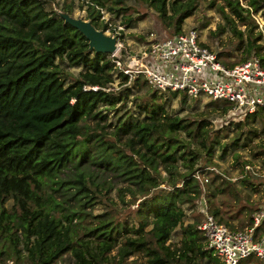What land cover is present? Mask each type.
I'll use <instances>...</instances> for the list:
<instances>
[{"label":"trees","instance_id":"16d2710c","mask_svg":"<svg viewBox=\"0 0 264 264\" xmlns=\"http://www.w3.org/2000/svg\"><path fill=\"white\" fill-rule=\"evenodd\" d=\"M127 1L87 0V19L109 29L102 18L106 9L122 16V25L134 27L145 15L129 13ZM222 1V18L242 53L239 62L256 54L264 66L262 33L253 16L264 0H249L246 7L239 0ZM135 2L155 10L174 33L184 31L185 20L200 4ZM75 3L0 0V264H129L128 257L140 253L151 256L152 264H222L198 228L201 208L184 227L181 247L173 251L167 242L183 227L184 205L194 209L204 196L195 177L204 169L199 162L210 166L217 149L221 155L232 149L237 161L236 149L264 129V107L233 123L236 134L229 138L210 131L209 120L170 112L164 91L143 92L148 83L142 76L130 80L116 58L90 51L84 35L58 15V10L73 15ZM67 67L81 68L79 76L70 79ZM115 75L121 80L117 90ZM178 96L170 92L173 99ZM212 101L223 113L231 110L225 101ZM249 121L258 122L259 133ZM106 172L127 185L117 188L101 179ZM113 189L127 207H137L121 214ZM100 204L102 212L89 210ZM211 213L231 229L251 225V217L234 227L219 218L218 210Z\"/></svg>","mask_w":264,"mask_h":264},{"label":"rangeland","instance_id":"374dc122","mask_svg":"<svg viewBox=\"0 0 264 264\" xmlns=\"http://www.w3.org/2000/svg\"><path fill=\"white\" fill-rule=\"evenodd\" d=\"M213 1L215 3L211 6L210 4ZM248 1L239 0V3L246 7ZM75 2L76 7L73 15L87 19V6L85 5L87 0H75ZM127 2L132 6L129 13L145 15V17L135 23L134 27L122 25V16H116L106 9L102 11V18L110 24V28L105 30L106 34L116 36L121 35L122 31V37L118 38V50L111 57L117 59L116 65L119 69L126 70V72L130 73L131 70L135 71L140 65L141 56L145 57L148 54L146 51L150 46L148 42H151L153 38L164 39L174 34V32L163 25L161 18H159L156 11L152 8H148L145 4H137L135 0H128ZM80 4L85 5L83 9L79 7ZM222 4V0H200L198 9L192 16L185 20L183 29L186 31L191 29L197 30L201 40L215 51L229 52L228 57L222 56L223 61L236 63L239 62L242 53L236 49L237 38L229 31L228 27H226L227 24L222 18V13L220 12V5ZM262 6V9H259L256 13L253 12V16L258 24L256 30L262 33V39L259 42L264 44V16L262 13L264 11V4ZM135 7L137 12H135ZM225 10L227 11V8ZM221 27H225L223 32L219 30ZM237 28L243 31L245 27L238 25ZM64 64L67 65V63ZM66 71L70 74V79H73L79 76L81 68L67 67ZM115 78L112 87L117 90L121 87V80L116 75ZM149 88L150 86L147 85L143 89V92H146ZM151 88L156 89L154 87ZM162 93L165 94L164 100L170 112L179 113L182 117L192 120H209L211 121L209 130L226 134V138L236 134L233 123L244 119V115L239 111L229 110L225 113L221 112V108L218 106L219 102L212 104L213 99L207 97H187L186 103H183V94H179L177 98L173 99L170 97L169 91ZM132 96L131 99H133ZM131 105L133 104L129 101L128 106ZM91 123L94 122L91 121ZM252 124L253 122L249 121V126L256 127L259 133L260 126L258 122H255L254 125ZM107 129L110 130V128ZM221 153V149L216 150L213 163L210 166H207L204 161L199 162V165L204 166V169L200 171H204L203 174L209 178V182L203 185L204 188L202 187L203 195L206 198L210 212L218 210L219 218H222L234 227H241V223L247 222L254 211L264 206V129L248 146L236 149V153L239 154L237 161L234 159L232 149H227L223 155ZM160 170L161 175L166 176L167 172L163 170L162 166H160ZM102 178H108L114 182L117 188L127 185L126 182L121 181L111 172L101 174ZM244 179H247L245 184L243 183ZM161 187H166V185L162 184ZM254 187L255 190L252 189ZM111 196L119 203L118 209L121 214L127 213L137 207V204L127 207L126 203L118 197L116 189H113ZM129 199H131V195L127 193L126 200L128 201ZM140 200L141 198L138 199L137 203ZM242 206L248 207L249 210L244 211L242 209L240 211L239 208ZM104 208V205L100 204L89 208V210L93 209L94 213H99ZM184 208L186 216L182 224L183 227L179 226L167 242L173 251L181 247L184 239V227L194 222L195 216L199 214L201 201L198 203L197 200V205L194 209H190L187 204L184 205ZM250 261L258 264L253 257L241 259L239 264H248ZM127 262L129 264L131 262H136L137 264H152V257L146 253H140L129 256ZM12 263L13 261L10 260L9 264Z\"/></svg>","mask_w":264,"mask_h":264},{"label":"built area","instance_id":"2783aa9c","mask_svg":"<svg viewBox=\"0 0 264 264\" xmlns=\"http://www.w3.org/2000/svg\"><path fill=\"white\" fill-rule=\"evenodd\" d=\"M141 56V63L130 73V80L142 76L150 87L161 91H176L187 97H207L225 101L231 110L243 115L264 107V66L256 54L233 65H227L219 52L201 40L197 30H184L168 37L153 38ZM204 172L195 177L200 185L209 182ZM264 176V175H263ZM203 218L198 228L207 247L222 264H239L253 257L264 264V206L251 214V225L231 229L212 214L206 198L201 200ZM248 264H256L250 261Z\"/></svg>","mask_w":264,"mask_h":264},{"label":"water","instance_id":"95a60500","mask_svg":"<svg viewBox=\"0 0 264 264\" xmlns=\"http://www.w3.org/2000/svg\"><path fill=\"white\" fill-rule=\"evenodd\" d=\"M58 15L66 24L78 29L88 40L89 50L97 53L114 54L118 50V37L108 35L102 29L96 28L93 23L82 17H75L69 12L58 10Z\"/></svg>","mask_w":264,"mask_h":264}]
</instances>
